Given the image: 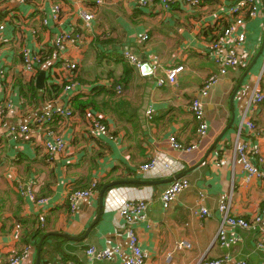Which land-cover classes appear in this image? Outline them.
Listing matches in <instances>:
<instances>
[{
  "label": "crops",
  "instance_id": "obj_1",
  "mask_svg": "<svg viewBox=\"0 0 264 264\" xmlns=\"http://www.w3.org/2000/svg\"><path fill=\"white\" fill-rule=\"evenodd\" d=\"M57 1L63 4L62 18L46 26L45 11L49 13L50 5ZM235 2L202 0L193 9L175 6L164 10L160 4L143 7L136 0H104L100 6L92 0H28L22 5L0 0V23L13 14L29 19L28 26L39 30L38 41L47 56L35 76L26 73L18 53L23 40L12 20L0 33V264H9L11 254L22 251L34 235L37 242L31 239L33 244L20 264H36L38 243L46 233L49 236L43 242L41 264H123L130 255L125 223L117 209L124 199L149 201L137 231L150 264H202L203 258L220 264H264V247L258 246L261 224L235 228L241 239L230 247L215 241L222 223L220 203L231 198L233 214L251 220L264 202V181L246 182L235 154L236 142L247 138L251 147H260L261 154L253 160L264 169V101L248 110L258 78L264 92V72L260 77L264 66L263 0L260 15L246 19L242 26L245 43L225 44L226 50L234 51L244 62L229 69L211 90L206 102L209 133L203 143L189 152L174 150L169 144L170 135L184 145L199 141L198 121L190 104L216 71L210 50L212 33L231 22L229 9ZM80 8L94 13L92 27L84 29L86 39L81 44L68 43L69 57H60L54 38L59 31L69 29L70 23L83 21L73 17ZM144 34H149L145 42L140 39ZM31 38L28 32L26 39ZM124 50L140 57V69L124 58ZM154 54L165 68L184 65L174 86L157 84L150 68ZM65 58L79 63L77 82L84 89L77 98L98 97L96 114L75 112L73 118L46 123L42 130L34 129L18 141L9 138L10 126H33L38 115L66 104L65 95H52L50 89L63 84L61 60ZM42 70L46 78L41 88L37 78ZM32 83L37 90H32ZM118 86L121 92L116 90ZM148 108L153 109L151 118L146 115ZM244 115L256 128L244 130L238 138ZM99 116L114 138L98 135L93 129L91 119ZM49 130L60 134L68 145L52 159L43 145L44 138L50 139ZM155 155L161 159L159 168L166 163L171 167L144 173L142 165ZM181 177L188 178L191 186L168 209L163 208L164 189L173 178ZM109 181L125 182L108 189L102 212L99 196L80 200L76 209H71L67 201L71 188ZM20 184L31 186L37 196L48 199V204L38 207L28 192L19 191ZM200 192L204 194L202 203ZM201 204L211 212L205 218L197 214ZM41 209L46 214L44 224L39 220ZM182 241L191 247L178 250ZM90 247H118L121 253L110 260H96L86 253Z\"/></svg>",
  "mask_w": 264,
  "mask_h": 264
},
{
  "label": "built area",
  "instance_id": "obj_2",
  "mask_svg": "<svg viewBox=\"0 0 264 264\" xmlns=\"http://www.w3.org/2000/svg\"><path fill=\"white\" fill-rule=\"evenodd\" d=\"M4 2H16L19 5L26 4L28 0H3ZM97 6L103 5L104 0H92ZM138 5L143 7H155L160 4V7L164 10L171 9L175 6L180 7H198L202 0H136ZM261 0H236V2L230 7L229 13L232 16L231 24L227 28L217 41H213L210 47L211 55L215 59L216 71L209 75V77L203 82L197 95L193 98L190 104V111L193 116L198 121L197 135L199 141L191 145L182 144L175 135H170L169 144L170 147L177 151L189 152L197 149L200 143L209 133V122L206 119V102L210 95L211 90L220 81V79L227 74L229 69L236 68L243 64L244 60L232 51L226 50L225 44L232 42L237 45H242L246 41V31L242 29L245 24L246 19H254L261 13ZM51 10L48 13L45 11V16L43 18L44 25H50V21H54L57 24L63 13V4L61 2H53L51 5ZM13 14L10 19L5 20L0 23V33H3L6 29L7 23L12 20V25L15 30L19 32L20 40L23 43L19 47V55L22 59V64L26 73L36 75L38 73V67L41 64V56L43 55V46L40 45L39 30L36 28H31L28 26L29 19H24L20 16V19ZM13 17H16L12 19ZM73 17H78L83 21H74L70 23L69 29L61 30L56 34L54 38L55 45L59 51L60 57H69L68 53V43L81 44L86 39V34L84 29H91L92 20L95 15L92 11H87L80 8L78 15ZM28 32L32 35L31 40L28 39ZM149 38V34H144L140 38L145 42ZM26 39V40H24ZM123 56L127 59L130 64L137 69L142 67V60L131 50H124ZM150 67L152 75L155 77L156 82L159 86L172 85L177 83L179 74L184 70V65L177 64L170 67H164L160 63L158 55H152L150 59ZM59 68V67H58ZM61 70L63 72L62 83L66 82L64 87L63 95L66 96V104L62 107H55L50 111H45L36 117L35 125L28 123L12 125L9 127L7 134L8 137L18 141L19 139L31 134L32 130H42L43 125L46 123L53 122L58 119L73 118L75 116V111L73 108V100L77 98V95L82 94L81 91L84 89L81 83L77 82L76 76L79 70V63L76 60L65 58L61 60ZM264 72V66L261 72ZM118 92H121V86L116 87ZM73 91H76L74 94ZM72 92V94H70ZM264 101V92L260 89L259 78L253 90V93L249 99L248 110L256 108V106ZM95 115L92 112L88 114ZM147 117L153 116V109L148 108L146 110ZM101 118H93L92 127L98 133V135L108 136L114 138L110 133L108 126L101 121ZM256 128L253 120L249 119L247 115H244L241 125L238 129V138L242 135L244 130L250 132L254 131ZM49 138L43 141L44 148L52 159L55 155L63 153L67 149V142L58 135L54 130H49L47 132ZM264 140V137H262ZM1 139V135H0ZM247 139V138H245ZM237 141L235 144V154L236 158L242 165V169L245 172V181L250 182L253 179H260L264 181V169L253 160V157L257 154H261L260 147H251L248 141ZM160 157L155 155L147 163L143 164L141 170L144 173L163 171L171 167L170 164L166 163L163 167L159 168ZM1 179V177H0ZM191 186L188 178L181 177L174 179L168 184L161 195L162 207L168 209L174 201H176L177 196L187 190ZM18 189L21 193L28 192L29 196L38 204V207L48 204V199L40 198L32 190V187H25L20 184ZM100 190L98 189V182H93L89 187L81 188H71L67 195V201L72 210L76 209L77 204L80 200H88L93 198H98ZM200 202L202 203L204 194L199 193ZM149 201L146 199H124L118 205V211L125 223V233L128 238V243L130 247V255L124 259L123 264H150L149 253L142 249L140 245V239L137 231L138 223L146 217V211L148 208ZM218 211L222 214V223L218 229L215 241L219 242L221 246L230 247L238 242L241 238L240 235L235 231V228L249 229L254 224H261L262 236L259 239V247H264V202L262 204L261 211L257 213L251 220H247L242 216L233 214L231 198L224 200L220 203ZM197 214L200 218H205L211 214L210 210L201 204ZM44 210L41 209L39 215V220L41 223H45ZM234 229V230H233ZM191 245L186 241H182L177 245L178 250L189 249ZM28 248L22 250L20 254L17 252L11 254L9 264H20L23 259L26 258ZM92 259L96 260H110L114 258V255L120 254L121 251L118 247L106 248V249H96L95 247H90L86 251ZM221 261L218 260H206L202 259V264H220ZM71 264H79L78 262H73ZM241 264H246L242 262Z\"/></svg>",
  "mask_w": 264,
  "mask_h": 264
},
{
  "label": "trees",
  "instance_id": "obj_3",
  "mask_svg": "<svg viewBox=\"0 0 264 264\" xmlns=\"http://www.w3.org/2000/svg\"><path fill=\"white\" fill-rule=\"evenodd\" d=\"M230 24H231V22L230 23H227V24H225L224 25V27H223V29H216L215 31H213V33H212V42L213 41H217L219 38H220V36L223 34V32L227 29V28H229V26H230ZM47 59V56H46V54H44V55H42L41 56V63H43L45 60ZM79 71V70H78ZM78 71H77V76H76V80L78 81V79H79V76H80V74H79V76H78ZM32 87V90L34 89V90H37V87L35 86V84L34 83H32V85H31ZM66 86V82L65 83H63L62 84V86L61 85H53V86H51L50 87V89L52 90L51 91V94L52 95H55V96H58L59 94H63V91H64V87ZM106 93H109V92H106ZM113 94V93H112ZM97 96H94V97H90V98H88V99H78V98H74V100H73V108H74V111L75 112H78L79 114H82V115H84L85 116V114L87 113V112H92V113H96V111L98 110V108H99V103H98V100H97ZM96 110V111H95ZM102 121V120H101ZM110 182V181H109ZM108 182H104V183H101V184H99L98 183V189L99 190H101V188L105 185V184H107ZM81 189H84V188H81ZM110 189V188H109ZM38 236H42V233H40V234H38ZM36 236L34 235V236H32V237H30L26 242H25V247H24V249L25 248H29V246L31 245V244H33V243H36L37 242V239L35 238ZM35 238V239H34ZM31 239H33V243H31ZM32 246V245H31ZM23 249V250H24ZM22 251H17V253L18 254H20Z\"/></svg>",
  "mask_w": 264,
  "mask_h": 264
},
{
  "label": "water",
  "instance_id": "obj_4",
  "mask_svg": "<svg viewBox=\"0 0 264 264\" xmlns=\"http://www.w3.org/2000/svg\"><path fill=\"white\" fill-rule=\"evenodd\" d=\"M263 2H264V0H263ZM151 68V67H150ZM247 74V73H246ZM245 74V75H246ZM245 75H244V77H245ZM244 77H243V79H244ZM45 78H46V72L44 71V70H42L40 73H39V75H38V78H37V84H38V86L39 87H44V81H45ZM243 81V80H242ZM242 82H240V84H241ZM225 133V132H224ZM224 133L222 134V136L224 135ZM222 136L221 137H219L218 138V140L216 141V143L222 138ZM215 143V144H216ZM212 151V149H210L209 150V153ZM209 153H208V155H209ZM174 179H177V178H173L172 179V181L174 180ZM123 182H125V181H112V182H109V183H107V184H105L102 188H101V190H100V194H99V197H100V209H101V212H102V207H103V204H104V198H105V194H106V192L108 191V189L109 188H111V187H113V186H115V185H118V184H120V183H123ZM135 182H139V181H135ZM142 183H151V184H155V182L156 181H141ZM91 227H89V229L88 230H91L90 229ZM47 236H49V233H46V234H44L42 237H41V239H40V241H39V243H38V251H37V261H36V264H41V251H42V246H43V242L45 241V239H46V237ZM66 236V235H65Z\"/></svg>",
  "mask_w": 264,
  "mask_h": 264
},
{
  "label": "rangeland",
  "instance_id": "obj_5",
  "mask_svg": "<svg viewBox=\"0 0 264 264\" xmlns=\"http://www.w3.org/2000/svg\"><path fill=\"white\" fill-rule=\"evenodd\" d=\"M139 57V56H138ZM140 58V57H139ZM121 98V97H120ZM119 100V99H118ZM115 101V100H114ZM114 101H112V102H114ZM117 103H118V101H117ZM96 114V113H95ZM108 129H109V133L112 135V132L113 131H111V129L108 127ZM58 135H60V134H58ZM113 136V135H112ZM46 138H44V140H45Z\"/></svg>",
  "mask_w": 264,
  "mask_h": 264
}]
</instances>
